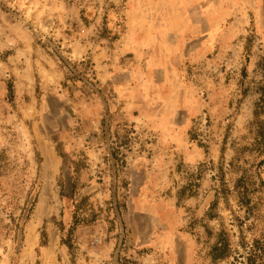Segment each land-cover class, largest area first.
I'll use <instances>...</instances> for the list:
<instances>
[{
	"label": "rangeland",
	"instance_id": "374dc122",
	"mask_svg": "<svg viewBox=\"0 0 264 264\" xmlns=\"http://www.w3.org/2000/svg\"><path fill=\"white\" fill-rule=\"evenodd\" d=\"M263 91L264 0H0V264H264Z\"/></svg>",
	"mask_w": 264,
	"mask_h": 264
},
{
	"label": "water",
	"instance_id": "95a60500",
	"mask_svg": "<svg viewBox=\"0 0 264 264\" xmlns=\"http://www.w3.org/2000/svg\"><path fill=\"white\" fill-rule=\"evenodd\" d=\"M115 204H116V200H115ZM116 208H117V206H116ZM117 210H118V208H117ZM122 240H123V238H122ZM117 257H118V254H117Z\"/></svg>",
	"mask_w": 264,
	"mask_h": 264
},
{
	"label": "bare ground",
	"instance_id": "6f19581e",
	"mask_svg": "<svg viewBox=\"0 0 264 264\" xmlns=\"http://www.w3.org/2000/svg\"><path fill=\"white\" fill-rule=\"evenodd\" d=\"M55 235H56V234H55ZM29 243L31 244V243H32V241L30 240V241H29Z\"/></svg>",
	"mask_w": 264,
	"mask_h": 264
},
{
	"label": "trees",
	"instance_id": "16d2710c",
	"mask_svg": "<svg viewBox=\"0 0 264 264\" xmlns=\"http://www.w3.org/2000/svg\"><path fill=\"white\" fill-rule=\"evenodd\" d=\"M264 92V91H263ZM260 102H261V99H260Z\"/></svg>",
	"mask_w": 264,
	"mask_h": 264
},
{
	"label": "crops",
	"instance_id": "0c3cea01",
	"mask_svg": "<svg viewBox=\"0 0 264 264\" xmlns=\"http://www.w3.org/2000/svg\"><path fill=\"white\" fill-rule=\"evenodd\" d=\"M176 10H177V8H176Z\"/></svg>",
	"mask_w": 264,
	"mask_h": 264
}]
</instances>
